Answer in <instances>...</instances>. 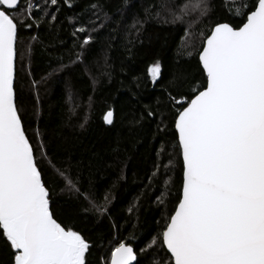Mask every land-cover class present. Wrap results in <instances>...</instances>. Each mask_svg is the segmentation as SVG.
I'll list each match as a JSON object with an SVG mask.
<instances>
[{
	"label": "snow or ice",
	"instance_id": "obj_1",
	"mask_svg": "<svg viewBox=\"0 0 264 264\" xmlns=\"http://www.w3.org/2000/svg\"><path fill=\"white\" fill-rule=\"evenodd\" d=\"M61 3L72 6L70 0H0V240L9 249L8 264H94L88 218L98 224L111 215L110 193L99 201L70 164L55 167L38 130L32 142L17 99L19 32L38 31L45 24L55 28ZM228 3H238L239 11L226 8L227 21L205 25L194 52L187 51V38L194 25L211 22L214 0H160L159 10L150 5L144 19L131 26L129 44L135 45L151 20L185 25L178 55L194 60L197 72L174 75L163 89L167 102L158 101L156 110L145 106L131 122L143 127L142 120L158 116L153 138L172 133L174 142L162 144L156 153L149 180L179 166L182 186L174 210L145 247L138 252L117 239L110 255L97 264H142L154 254L160 258L151 264H264V0ZM50 6L56 7L50 11ZM91 7L94 19L73 24L74 47L81 51H69L70 63L83 59L85 46L105 26L100 6ZM31 41L39 42V35L30 37L28 51ZM53 58L57 66L49 75L69 67L63 56ZM161 71L159 60L148 67L153 85ZM116 118V109L109 106L102 122L115 127ZM113 151H119V142ZM42 166L58 178L60 195L44 179ZM171 183L169 177L164 189ZM64 194L68 200L61 203ZM165 200L161 192L158 205Z\"/></svg>",
	"mask_w": 264,
	"mask_h": 264
},
{
	"label": "trees",
	"instance_id": "obj_2",
	"mask_svg": "<svg viewBox=\"0 0 264 264\" xmlns=\"http://www.w3.org/2000/svg\"><path fill=\"white\" fill-rule=\"evenodd\" d=\"M70 3L71 7L67 3L59 5L58 22H52L55 28L45 24L38 31L19 32L17 99L30 139L35 144L36 131L43 134L55 167L70 164L82 174L83 187L99 201L105 193H110V217L98 224L91 216L87 221L88 238L96 245L90 259L97 264L100 257L110 255L109 249L116 246L117 239L132 243L139 252L161 231L165 218L174 210L182 186L179 166L167 176L149 180L158 161L156 153L162 144L174 142L173 135L170 132L159 139L153 138L158 116L142 120L143 127L131 122L140 118L145 106L156 110L158 101L166 103L163 89L172 77L195 74L197 66L186 55H178L185 37L184 24L151 20L145 25L140 40L135 45L129 44V30L135 20L144 19V10L150 5L159 10L160 0H70ZM93 4L102 9L101 20L105 26L93 34V42L85 46L83 59L70 63L69 51H81L74 47L78 41L72 36L73 24L79 27L80 23L94 19ZM55 7L50 6L49 10ZM226 8L239 11L238 3L214 0L211 22L192 27L187 38L188 52H194L193 45H199V32L205 25L229 19ZM33 35H39V42L31 41L28 51ZM54 56H63V63L69 67L49 75L57 66ZM156 60L161 62L162 71L159 82L153 85L147 69ZM109 106L117 112L115 127L102 122ZM85 120L87 124L81 128L79 125ZM168 124L171 129V119ZM117 142L119 151L114 152ZM42 170L44 179L60 195L61 185L53 170L47 166H42ZM169 177L172 183L165 190L164 182ZM161 192L166 198L163 206L157 203ZM67 200V195H62L61 203ZM134 205L130 213L128 209ZM9 258V249L0 240V264H8ZM153 258L160 257L154 254L143 258L142 264H151Z\"/></svg>",
	"mask_w": 264,
	"mask_h": 264
}]
</instances>
